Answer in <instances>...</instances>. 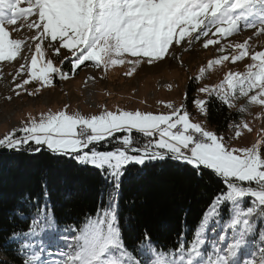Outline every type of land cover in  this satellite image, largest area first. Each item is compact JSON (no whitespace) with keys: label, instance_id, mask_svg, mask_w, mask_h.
<instances>
[{"label":"snow or ice","instance_id":"snow-or-ice-1","mask_svg":"<svg viewBox=\"0 0 264 264\" xmlns=\"http://www.w3.org/2000/svg\"><path fill=\"white\" fill-rule=\"evenodd\" d=\"M250 29L255 30L252 36H264V0H0V78L4 65L23 60L15 74L9 73L12 90L17 96L36 95L54 87L56 78L71 79L81 66L107 72L128 64L124 75L132 76L141 65L179 60L178 49L191 50L201 42L204 49L219 45L220 55L199 69L197 81L226 62L250 59L244 72L229 70L220 83L198 89L228 109L237 108L243 99L237 112L245 113L251 106L264 109V50H255L251 36L242 43L228 38ZM25 30L33 34L13 36ZM51 57H62L59 66ZM66 62L69 72L63 70ZM19 77L25 78L17 83ZM33 82L38 86L28 92L25 86ZM193 104L199 115H209L207 100L195 99ZM164 106L168 113L117 108L86 117L69 114L65 105L58 112L41 113L39 119L30 117L0 138V148L37 153L46 148L100 170L116 190L132 164L170 158L192 166L197 174L211 170L223 187L191 239L182 233L174 250L142 245V261L123 240L114 195L79 229L60 230L46 206L32 201L34 215L19 209L16 213L29 220L27 230L12 233L24 255L22 264H264V128L250 146L232 147L231 141L253 132L249 122L229 124L232 134L226 139L207 130L202 121L194 122L184 104ZM113 139L119 146L112 150L96 147ZM68 231L77 234H63ZM144 239L150 240L147 233ZM53 246L55 251H49ZM53 255L58 258L47 259Z\"/></svg>","mask_w":264,"mask_h":264},{"label":"trees","instance_id":"trees-1","mask_svg":"<svg viewBox=\"0 0 264 264\" xmlns=\"http://www.w3.org/2000/svg\"><path fill=\"white\" fill-rule=\"evenodd\" d=\"M70 68L67 62L63 65L65 72ZM88 68L94 67L81 66L72 78ZM186 95L184 105L190 111L193 100L197 99L193 87L189 86ZM206 100L208 126L218 135H227L229 124L239 123L241 114L223 106L215 97ZM118 146L113 139L96 147L111 150ZM222 187L221 180L211 170L203 169L197 174L192 166L170 158L142 166L129 165L116 190L100 170L54 155L46 148L38 153L28 148L18 153H0V255L5 256L0 264H22L24 255L18 252L12 233L27 230L29 220L16 213L19 209L29 217L34 215L32 201L46 206L60 230L70 226L79 229L89 218H95L98 210L106 207L109 197L114 195L123 240L143 261L146 257L141 254L142 245L150 244L161 251L174 250L182 233L190 240L192 230ZM259 227L257 221L258 230ZM145 233L149 241H145ZM63 234L76 235L72 231ZM49 249L55 251L54 246Z\"/></svg>","mask_w":264,"mask_h":264},{"label":"rangeland","instance_id":"rangeland-1","mask_svg":"<svg viewBox=\"0 0 264 264\" xmlns=\"http://www.w3.org/2000/svg\"><path fill=\"white\" fill-rule=\"evenodd\" d=\"M254 31L245 30L229 37L228 40L232 43H242L251 36V43L255 45V50H264V36H252ZM25 34L32 35L33 33L25 30L19 34L13 33V36L19 38ZM222 43H227V41H222ZM218 47L219 45H216L204 49L201 42H198L191 50L178 49L179 60L167 59L157 67L141 65L132 76L124 75L130 67L128 64L109 69L107 72L102 69L88 68L77 77L68 80L55 79L58 82L54 81V87L44 88L36 95H28L27 92H23L17 96L12 90L14 84L12 75L9 73L15 74L16 68L24 61L18 59L13 64H6L3 67L4 75L0 78V138L13 129L22 127L30 117L39 119L41 113H47L49 110L55 113L64 109L65 105H68L69 114L79 112L86 117L99 115L104 110L116 111L117 108L126 111L168 113L170 110L164 105L167 102H172L177 107L184 104V96L189 86L193 87L197 99L206 100L209 96L200 93L199 88L220 83L224 74L229 70L244 72L246 65L251 63L250 59H244L235 65L226 62L223 66H217L207 72L203 79L197 81L195 78L199 74V69L206 66L210 59L220 55L216 51ZM228 51L231 52V49ZM64 55H68V53L64 51ZM51 58L59 65V60L62 57ZM88 77L95 79L88 80ZM24 78L19 77L16 82L19 83ZM37 86V83L33 82L26 85L25 88L28 92H34ZM7 97H11V99L9 100ZM244 103L243 99L238 101L237 108ZM237 108L232 110L237 111ZM189 112L192 114L194 122L202 121L207 130L214 132L208 126L205 117L198 114L195 106ZM240 114L241 119L249 122L253 127V132L251 134L245 132L242 138L231 141L232 147L250 146L258 138L257 133L264 128V109L259 106H251L247 112ZM257 114L261 115V119L255 118ZM231 134L232 129L227 135L220 136L227 139ZM17 135L20 133L18 132ZM65 234H71V231L65 232ZM48 250L50 251V249ZM43 258L45 257L42 256ZM57 258L55 255L47 256L49 260ZM0 259L5 260V256L0 255Z\"/></svg>","mask_w":264,"mask_h":264},{"label":"water","instance_id":"water-1","mask_svg":"<svg viewBox=\"0 0 264 264\" xmlns=\"http://www.w3.org/2000/svg\"><path fill=\"white\" fill-rule=\"evenodd\" d=\"M18 152H21V151H14V150L6 149V148H0V153H18Z\"/></svg>","mask_w":264,"mask_h":264}]
</instances>
